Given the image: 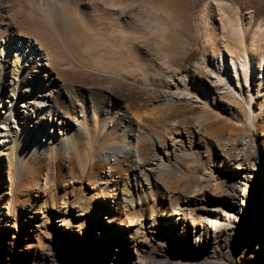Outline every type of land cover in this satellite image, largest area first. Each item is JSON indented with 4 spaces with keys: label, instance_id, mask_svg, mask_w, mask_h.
<instances>
[{
    "label": "bare ground",
    "instance_id": "1",
    "mask_svg": "<svg viewBox=\"0 0 264 264\" xmlns=\"http://www.w3.org/2000/svg\"><path fill=\"white\" fill-rule=\"evenodd\" d=\"M192 1L0 0L1 208L8 194L2 184L30 158L35 164L42 158L54 164L73 156L82 181L96 157L116 162L118 152L129 158L136 148L142 162L134 161L135 168L114 182L112 193L107 194L117 207L141 198L137 188L141 182L147 184L151 176L156 182L169 175V162L190 158L186 149L192 152L205 145L220 156L213 165L218 172L228 169L233 179L248 184L258 164L264 165V146L256 147L249 131L251 113L256 112L262 120L257 130L264 134V10L250 6L243 24L241 0H197L200 16L196 22ZM200 37L206 42L207 54L198 61L200 69L186 68L191 39ZM82 75L86 85L78 80ZM133 82L151 93L150 107L144 103L132 108L127 103ZM232 95L241 102L236 100L233 106L224 101ZM182 103L192 106L184 110L185 130H177L179 121L174 117ZM210 106L221 112L209 115ZM166 133L170 134L169 148H157L156 139ZM150 143V156L143 160L141 149ZM203 180L206 188L218 186ZM26 191L33 192L30 185ZM210 195L203 190L193 194L187 204L168 213L163 226L166 231L182 224L173 239L178 245L182 242L183 248L187 245L190 258L200 251L210 254L227 231L222 210L239 204L224 195L211 210L203 204ZM46 197L28 204L30 223L46 227L47 213L60 230H71L72 239L81 232L83 221L87 232L101 226V221L93 220L97 219L95 209L98 216L105 214L109 222L128 227L124 234L134 241L130 244L134 248L157 228L153 222L144 225L139 217L127 226L109 216L105 210L110 202L103 194L82 196L72 205L68 198L62 204L52 199L51 207ZM123 214L129 216L127 211ZM10 217L9 211L0 210V233L2 228H12ZM191 236L195 239L192 246L187 244ZM0 241L5 242V237L0 235ZM122 243L118 240L117 246L110 247L118 253L124 248ZM84 248L99 255L103 247L86 243ZM112 259V264L120 262L117 254ZM179 261L173 263L189 264Z\"/></svg>",
    "mask_w": 264,
    "mask_h": 264
},
{
    "label": "rangeland",
    "instance_id": "2",
    "mask_svg": "<svg viewBox=\"0 0 264 264\" xmlns=\"http://www.w3.org/2000/svg\"><path fill=\"white\" fill-rule=\"evenodd\" d=\"M196 2L197 0H193L191 4L193 18L198 22L200 9ZM239 4L243 24L246 11L250 6L264 10V0H241ZM189 45L191 46H188L187 49L190 54L188 58L184 59L186 63L183 64L186 68L200 69L198 61H202L207 54L206 42L200 37L197 40L191 39ZM178 52L179 55L180 51ZM83 77L84 75L78 77V80L86 85L81 80ZM249 78L252 84L251 74ZM251 88L254 91V86ZM129 90L130 95L127 96L126 101L132 108L144 103L150 107V103L154 101L151 93L143 91L144 85L139 82H133ZM191 93L196 96L194 92ZM236 100L241 102L238 97L233 95L224 99L233 106H235ZM190 106L182 103L176 109L174 118L176 122L179 121L180 127L183 126L184 122L182 123V121L187 116L184 110ZM210 108L209 115L221 112L215 106H210ZM251 116L253 117V125L249 127V131L252 135L251 139L252 137L254 139L253 144L256 147L264 146V134L257 130L262 121L260 115L253 112ZM179 125L177 130L184 129L183 127L180 128ZM169 137L170 134L166 133L163 139H156L157 148H169ZM224 139L229 140V137L224 136ZM152 148L153 144L150 143L141 149L143 160L148 155L150 156ZM193 151L191 152L190 149L185 151L190 158L180 157L169 163L166 161L171 168V173L160 176L156 182L152 176L147 184L141 182L140 186L137 187L141 198L135 199L134 203L127 201L120 207L112 203V199L107 194L112 193L111 189L114 182H118L120 177L126 178L129 170L135 168L134 161L142 162L138 157L139 153L136 148L129 158H124L123 153L118 152L116 162H108L103 156L96 157L85 180L82 179V181L79 178L81 175L79 165L76 164L73 156L63 157L54 164L45 158L35 164L30 158L18 173H11L2 184L3 190H6L8 194L4 195V207H0V210L10 212L11 217L8 224L12 228L8 230L2 228L0 233L1 236L5 237V242L0 241V264H112V255L116 254L120 260L118 264H134L135 262L137 264H174L175 260L189 264H264V165L258 164L257 171L249 177L250 180L246 185L245 181L239 183L233 179V175L228 169L217 171L213 165L220 161V156L216 157L209 145L200 146L198 150ZM70 162L73 163V168L69 165ZM224 163L226 162L224 161ZM46 179L48 182L45 185ZM203 179H207L209 184L216 183L218 186L206 188ZM37 181L42 187H46L45 190L42 191L41 188L37 187L39 186L36 184ZM27 185H30L33 190L30 194L26 191ZM93 185L95 188H92ZM196 189L198 192H195ZM201 189L209 195L213 193L210 195V199L203 203L207 204L208 209L212 210L219 205V200L224 195L237 199L239 204L229 206L225 211L222 210L225 215V220L222 223L227 231L221 234L218 245L210 249V254L203 255V252L200 251L198 255L195 254L190 258L187 245L183 248L182 242L178 245L173 239L175 234L182 229V224H179V229L170 227L169 230H166L167 232L163 226L169 219L168 213L172 212L173 208L178 207L179 204H187L185 201L191 198L193 194L202 191ZM132 192H135L134 189ZM99 193L103 194L104 199L110 202L105 210L109 216L117 217L119 222L125 223L127 226L129 221L139 217L144 225L150 224V222L155 223L157 225L155 232H150L149 238L143 239L145 243L134 248V246H130L134 241H130V236L124 234L128 227L109 222V218H104L105 214L98 216L100 212L97 209L93 210V217L99 218V220L94 218L93 220L101 221V226L93 227L87 232L86 222L83 221L80 228L81 232L76 234L77 238L75 239L71 237V230H65V232L60 230V226H56L57 223L53 222L54 217H49L47 213H44L48 223L46 227L36 228L30 223L32 217L28 215L27 209L29 208L27 206L30 203L35 205L33 200L42 201L44 194H48L46 197L48 199L47 205L51 207L52 199H55V204H62L63 198H68L72 205L79 201L82 196H97L100 195ZM76 210L75 212H78ZM124 211L128 212V217L124 216ZM214 223H209V228L213 227L212 224ZM112 226H115L113 231L111 230ZM104 232L107 237H101ZM118 240L123 241L122 246L124 248L117 253L110 246H117ZM86 243L103 248L97 255L95 252L85 250L84 244ZM187 244L195 245L193 236L189 237ZM165 248L166 251H164ZM128 251L129 254H127Z\"/></svg>",
    "mask_w": 264,
    "mask_h": 264
}]
</instances>
